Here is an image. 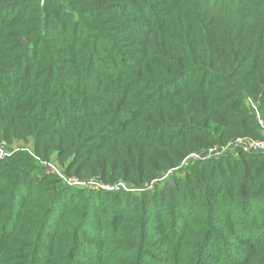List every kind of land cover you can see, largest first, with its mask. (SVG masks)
<instances>
[{
    "label": "trees",
    "instance_id": "1",
    "mask_svg": "<svg viewBox=\"0 0 264 264\" xmlns=\"http://www.w3.org/2000/svg\"><path fill=\"white\" fill-rule=\"evenodd\" d=\"M247 99L264 0H0V264H264V153L153 184L258 139Z\"/></svg>",
    "mask_w": 264,
    "mask_h": 264
},
{
    "label": "built area",
    "instance_id": "2",
    "mask_svg": "<svg viewBox=\"0 0 264 264\" xmlns=\"http://www.w3.org/2000/svg\"><path fill=\"white\" fill-rule=\"evenodd\" d=\"M248 105L251 108V111L256 118L257 125L260 130V137L258 139H251V138H245V137L235 138L234 140H232L230 143L226 145L212 146L201 153L189 155V157H187L184 160V163L188 159L204 160V159H210V158H219V157L227 156V155L234 154L237 152H241L244 154L264 153V120L261 117L256 105L252 101H249ZM3 156H4V153L2 150H0V158H2ZM48 170L58 174L59 177L62 178L68 185H70L71 183H75L74 181H72V179H64V177L59 173V171L50 165H48ZM101 188H104V187H101ZM104 189L116 190V191H119V190L126 191L127 190V188L121 183L116 184L113 187H105Z\"/></svg>",
    "mask_w": 264,
    "mask_h": 264
},
{
    "label": "rangeland",
    "instance_id": "3",
    "mask_svg": "<svg viewBox=\"0 0 264 264\" xmlns=\"http://www.w3.org/2000/svg\"><path fill=\"white\" fill-rule=\"evenodd\" d=\"M249 101H252L256 105V107H257V103L255 101L251 100V99L250 100L249 99L246 100L247 105L249 104ZM3 147H4V144H0V149H3ZM184 160L181 162V164L177 168H174L172 170H169L166 174H164L163 176H161L159 179L153 181V184H155L156 181H162V182H165V184L166 183H170L171 179L174 178L175 175L179 174L178 172H180L183 169V167L185 168L188 165V163H189V161L191 159H188L187 161H185V163H184ZM46 173H47V171L42 170V172H41L40 175H44ZM59 173L61 174L60 171H59ZM70 179H72V181L75 182V183H71L69 185L71 187L94 188V189H100V190H105L106 191V189H104L105 186L101 185V183L98 180V178H91V179L70 178ZM101 187H104V188H101ZM126 188H127L126 191H130V192L134 191L133 189H131L129 187H126ZM114 191H116V190H114Z\"/></svg>",
    "mask_w": 264,
    "mask_h": 264
}]
</instances>
